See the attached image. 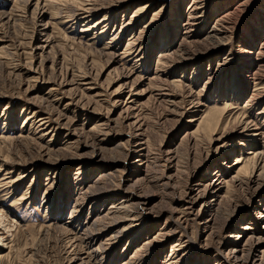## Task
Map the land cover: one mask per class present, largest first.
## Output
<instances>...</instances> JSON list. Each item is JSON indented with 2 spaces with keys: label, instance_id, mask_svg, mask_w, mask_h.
<instances>
[{
  "label": "rangeland",
  "instance_id": "rangeland-1",
  "mask_svg": "<svg viewBox=\"0 0 264 264\" xmlns=\"http://www.w3.org/2000/svg\"><path fill=\"white\" fill-rule=\"evenodd\" d=\"M78 1L0 0V264L263 254L264 0Z\"/></svg>",
  "mask_w": 264,
  "mask_h": 264
},
{
  "label": "bare ground",
  "instance_id": "bare-ground-1",
  "mask_svg": "<svg viewBox=\"0 0 264 264\" xmlns=\"http://www.w3.org/2000/svg\"><path fill=\"white\" fill-rule=\"evenodd\" d=\"M65 1V0H64ZM92 1H93V3H92ZM198 1V0H197ZM196 1V2H197ZM75 2V1H74ZM200 3L201 2H197V3H194L193 4V6H195V8L194 9H196V11L198 10V13H200V11H199V9L198 8H200ZM149 4H151V2H145V3H143L142 5H140L139 7H137L136 9H135V11H134V15H137V14H139V15H142V14H144L145 13V11L147 10V7L149 6ZM102 5V4H101ZM67 6H68V4H67ZM74 6V3L73 4H71L70 5V7H68L69 8V12H70V16H73L74 17V19L75 18H78V17H80L79 19H82V18H84V16H83V14L81 13V11H80V13H79V11L77 10V8H81V9H83V11L84 12H93V11H97L98 12V10L100 9V10H104V15H105V17H107V18H105V19H107V20H110V15H111V12H112V8H99L97 5H96V3H94V0H81V1H78L77 2V5L75 6L76 8H74L73 7ZM202 7V6H201ZM81 9H79V10H81ZM197 13V12H196ZM160 11H156L155 13H154V16H156V20L159 18V17H161L160 15ZM159 15V16H158ZM78 19V20H79ZM104 19V20H105ZM85 30H87V29H85ZM89 31V30H88ZM216 34V33H215ZM214 35V34H213ZM212 35V36H213ZM211 37V36H210ZM132 39V38H131ZM132 43H134V42H132ZM44 46V45H43ZM111 47V46H110ZM134 47L135 46H133V47H131V48H133L134 49ZM108 48V47H107ZM130 48V49H131ZM133 49H132V51H133ZM104 51H107V49H104ZM104 53H106V54H109V57H112L111 55H112V51L111 52H104ZM103 53V54H104ZM111 54V55H110ZM161 55H160V60H161V58H163V57H166L167 55H166V53H164L163 51L160 53ZM168 54V53H167ZM124 55L125 56H127V55H129L128 54V52L126 51L125 53H124ZM169 56V55H168ZM167 56V57H168ZM169 57H172V54L169 56ZM114 59V58H113ZM119 59H121V58H119ZM123 59V58H122ZM140 69V68H139ZM133 72V71H132ZM132 72L130 71V74L132 75ZM130 74L129 75H127V77H129L130 76ZM85 76V75H84ZM126 77V78H127ZM140 77V76H139ZM130 78V77H129ZM131 79V78H130ZM140 79V78H139ZM142 79V78H141ZM140 79V80H141ZM88 80V79H87ZM126 80H128V78L126 79ZM136 81H139L138 79H135ZM156 80V79H155ZM127 83H128V81H127ZM127 83H124L123 85H121L120 86V88L119 89H117L116 91H115V93L114 94H112L115 98L114 99H116V98H118L120 95H118V94H120L119 92H121L122 93V91H123V88H124V86H125V84H127ZM136 83V82H135ZM85 84V83H84ZM87 85L88 84H90V83H86ZM85 84V85H86ZM86 88H88L89 90H91L92 89V87L91 86H87ZM83 89V88H82ZM54 89H51V91H53ZM159 90H161V89H159ZM159 90H157V91H159ZM57 92V91H56ZM156 95V94H155ZM158 95H160V96H162V97H164V95H165V93H163V92H161L160 93V91H159V94ZM170 95V94H169ZM135 97V95L133 94V92L130 90V92L128 93V95H127V99L128 100H130V99H133ZM137 99V98H136ZM74 103V102H73ZM72 103V104H73ZM71 104V103H70ZM86 108V107H85ZM85 110V112H87V113H89V110L88 109H84ZM81 111V110H80ZM214 110H212L211 112H213ZM223 113H221V114H219V115H216V114H212V113H208V114H206V118H205V120L204 119H201V122L202 121H205V127L207 126V127H210V126H213V125H215L216 123H218V121H219V119L221 118V115H222ZM31 116H33V117H31L32 119L36 116V118H35V120L34 121H37L40 125H50V126H52L53 124L51 123V121H52V119H51V117L49 116V115H47L46 113H41V112H39V111H35L34 110V112L32 113V115ZM58 120V119H57ZM248 124V123H247ZM212 128V127H211ZM210 128V129H211ZM250 129V127L249 126H245L244 127V130H249ZM258 128H256L255 129V131H254V133L252 134L253 135V138L255 139V140H258L259 142H262V143H264V135H263V132H260V131H258L257 130ZM263 145V144H262ZM261 146V145H260ZM264 146V145H263ZM262 146V147H263ZM262 149V148H261ZM257 151H259V149L257 150ZM249 153L250 154H252L253 156H252V158H253V161H254V168L251 170V172L249 173V175H252L251 177L253 178V175H254V177H256L257 175H255V169L257 168H259L258 166L261 164V157H262V154H259V153H261V152H256V150H249ZM246 162V161H245ZM244 159L243 158H237V161H236V165H238V164H240V163H243V164H241V166L239 167V170L237 171V173H236V175L235 176H233L232 177V180L233 181H238V179L240 178V179H242L241 178V175H242V173H243V171H246L247 170V168H246V165H244ZM248 167V166H247ZM219 172V171H218ZM258 176H260L259 177V179H260V181L262 182L263 180H264V176H262V174H259ZM249 177V176H248ZM258 178V177H257ZM242 180H244V179H242ZM255 180V179H254ZM258 180V179H257ZM245 181V180H244ZM243 182V181H242ZM260 182V183H261ZM258 183H259V180H258ZM264 183V182H263ZM250 184V183H249ZM116 207V205L115 204H112V206H111V208H115ZM262 218H264V214L262 213ZM264 220V219H263ZM242 228H244V230L245 229H247L248 228V226H243ZM234 247H238L237 245L236 246H234ZM243 249V248H242ZM252 249V248H251ZM263 250V249H262ZM239 251L240 250H238V249H234L232 252H231V254L230 255H224L223 257H221L220 259H219V261H218V263L217 264H233L232 263V260H233V258H238L239 257ZM244 251V250H243ZM242 252V251H241ZM263 252V251H262ZM235 253V254H234ZM263 255H264V253L263 254H261V255H259V254H256V252H250V253H248V256L245 258V262L247 263V264H263ZM241 259H243V258H241Z\"/></svg>",
  "mask_w": 264,
  "mask_h": 264
}]
</instances>
